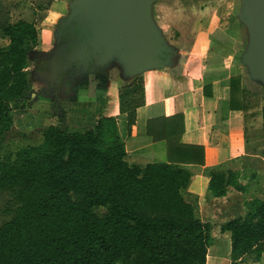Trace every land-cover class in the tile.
<instances>
[{"label":"trees","instance_id":"1","mask_svg":"<svg viewBox=\"0 0 264 264\" xmlns=\"http://www.w3.org/2000/svg\"><path fill=\"white\" fill-rule=\"evenodd\" d=\"M54 0H0V150L14 127L15 111L30 108L31 66L39 45L37 22L12 19L23 5L48 11ZM66 19H68L66 17ZM242 76L231 77V108H246ZM143 76L121 85L119 110L128 129L145 104ZM263 119H264V107ZM183 114L148 120L154 141L166 140L169 160L132 161L115 116L92 126L42 128L41 141L0 156V192L17 206L0 226V264H207L213 225L203 221L184 192L204 164V148L181 142ZM25 137L24 132H21ZM184 148L185 157L175 156ZM209 192L244 189L236 171L207 168ZM219 225L229 234L234 263L257 262L264 253V199Z\"/></svg>","mask_w":264,"mask_h":264},{"label":"crops","instance_id":"2","mask_svg":"<svg viewBox=\"0 0 264 264\" xmlns=\"http://www.w3.org/2000/svg\"><path fill=\"white\" fill-rule=\"evenodd\" d=\"M60 1L55 0L48 10L49 13L55 11L59 14L57 20L49 26H42L45 21L41 24L39 45L33 53L38 67L32 74L30 109L19 114V117L29 116L34 121L35 118H46V113L54 107L53 102H57L61 108L55 114L65 124L92 126L103 114L115 116L130 159L145 163L169 160L166 140H153L148 134V120L183 114L185 129L181 142L204 148V164L188 166L195 175L184 192L185 197L197 205L200 218L213 226L216 222L219 226L236 217L233 214L243 207L231 196L230 190L223 197L211 195L210 177L205 170L221 165L224 169L236 171L241 160L251 155L250 144L258 140L254 139L257 132L249 118L247 101L246 108L242 110L231 108V77L241 75L244 86L247 77L243 69L246 46L240 40L237 20L227 27L220 26L215 20L201 25L194 35L191 51L187 56H182L177 67L147 68L128 77L122 72L123 69L119 70V74H110V65L97 66L91 73L82 74L78 82H70L76 75H64L61 90L54 92L47 88L56 80L59 72L69 67L68 58L60 46L63 33L59 25L65 20L63 17L69 16L74 0L70 5L66 3L69 12ZM212 39L219 44L231 45L234 53L209 56ZM140 75L144 79L146 102L138 108L136 123L129 131L127 115L119 110V89ZM248 75L254 82L262 83L252 74ZM262 109L260 120L262 118L264 136ZM50 117L53 121V115L50 114ZM28 123L22 122V128ZM175 156L185 157L184 148ZM224 216L228 217L221 220ZM213 235L215 239L208 251L207 264H264V253L260 261L234 263L229 234Z\"/></svg>","mask_w":264,"mask_h":264},{"label":"rangeland","instance_id":"3","mask_svg":"<svg viewBox=\"0 0 264 264\" xmlns=\"http://www.w3.org/2000/svg\"><path fill=\"white\" fill-rule=\"evenodd\" d=\"M71 1L72 0L60 1L61 4H65L64 7L67 12H69V10L66 3L70 5ZM34 7L35 6L31 7V5L20 6L13 11L12 19L15 21L17 19L24 18L29 21H35L37 22L38 30L41 31V24L44 21L45 23H43L42 26H44V24L49 26L53 23V21H56L59 16V14L55 11L49 13L48 11L40 10L38 12V17L36 18L34 17L33 13ZM247 8L248 0H154L151 4V16L154 25L159 28L160 31L158 30V32L162 37L160 48L164 49L165 51L164 56L160 58L161 61L159 60L160 66H179L181 60L183 59L182 56H187L189 51H191L194 35L198 32L200 26H204L206 23L210 24V22L213 20H215L216 23H219V25L222 27H227L232 23V21L237 20V26L239 27L240 31V40L242 43H244V47L246 46L244 52L246 55L251 46V31L245 18ZM63 18L65 19L66 17ZM81 27V24L78 25V32L83 30ZM62 36V39H64V35ZM83 36V39L86 40V36L83 35L82 32V37ZM6 43V40L0 38V45ZM210 43L211 49L209 56H215V54H227L228 56L230 53H234L231 45L227 43L219 44L213 39ZM58 44L55 45L56 48H58ZM89 47L93 49L91 54H98L96 51H94L93 46L89 44ZM118 49L115 51V53H118V56L109 55L105 56V58L102 56H90L93 60L90 65L94 64L96 67L98 66V68H102L103 66L108 67V65H110L111 70L109 73L113 74L118 72L119 74V70L123 69L125 63L128 69H137L136 72H141L137 67L134 68L133 64L129 62L127 56H119ZM76 52H80V54L76 55L80 66L78 69L79 71L77 72L90 69L91 66L84 60V58H86L84 56L86 50L83 49L82 51ZM244 54L243 62L245 67H243V69L245 71V75L247 76L245 79V89L247 91V103L250 110L248 114H250V121L254 123L253 126L257 132L254 139L258 140L250 144L251 155L244 158L243 161L241 160L240 165H237L238 169L236 170V173L238 175V182L244 186V189H238L233 186L229 187L231 196L243 207L241 210L238 209L233 214L235 216L247 211L246 202L248 200L254 198L264 199V136L262 131V118L260 120L261 109L264 107V83L262 84L254 82L250 79L248 74H251L252 70L248 64H246ZM127 63H130V65ZM36 67V64L31 66V74ZM79 78L80 74L76 75L74 80L70 82H78ZM53 106L54 107L46 113V118H35L36 121H34V119L32 120L29 116H23L22 118L19 117V114L28 111L30 108L22 111H15L14 127L11 132L7 133L2 143L0 156L4 159L9 155H14L19 149L23 147L31 144H38L41 141L42 136L40 130L46 126L54 124L62 126L67 125L72 129L86 127V125L82 124L62 123L60 117H58V115L56 116L55 114L58 113V109L61 108L58 106L57 102H53ZM50 114L53 115L55 121H52ZM63 118L65 119V117ZM32 121L34 123H32ZM22 122L29 123L26 125V127L22 128ZM21 132H24L27 136L24 137ZM16 204L17 196L14 193L11 191L0 192V226L11 217L9 211L15 209L17 206ZM227 217L228 216H224L221 220H225ZM218 224V222L214 224L212 234H220ZM118 264L124 263L119 262Z\"/></svg>","mask_w":264,"mask_h":264},{"label":"water","instance_id":"4","mask_svg":"<svg viewBox=\"0 0 264 264\" xmlns=\"http://www.w3.org/2000/svg\"><path fill=\"white\" fill-rule=\"evenodd\" d=\"M153 1L74 0L67 19L73 38L65 46L70 65L74 67L75 58L70 56L69 45L76 35L74 22H77L99 56H118L115 51L119 48V56H127L141 72L147 68H160V58L165 51L160 48L162 37L151 16ZM245 18L251 31V46L244 56L245 62L252 70L251 74L264 83V0H248ZM136 71L128 69L124 63L122 72L125 76L141 73ZM68 72L71 71L60 72L58 78Z\"/></svg>","mask_w":264,"mask_h":264},{"label":"flooded vegetation","instance_id":"5","mask_svg":"<svg viewBox=\"0 0 264 264\" xmlns=\"http://www.w3.org/2000/svg\"><path fill=\"white\" fill-rule=\"evenodd\" d=\"M68 18V16H67ZM76 28H75V32H76V35L74 37V40L72 41V43L69 45V50H70V56L74 57L75 58V61H74V67H72L70 65V62L71 60L69 59V54L68 52L66 51V42H68L69 40H71L73 38V35H72V28L71 26L67 23V19L65 18V20H63V23H61V25H59V28L61 29V32L63 33L64 35V39L61 40L60 42V46H61V49L64 53V56H67L68 58V61H69V69L65 70V71H71V72H68L67 74H65L66 76L67 75H79L80 74V77L82 76V74L84 73H91L95 68L96 66L93 64V65H90L91 62H93L92 58L90 56H99L98 54H91V51H93V49L91 47H89V44L87 43V40L83 39L84 36L82 37V31H79L78 32V25L80 24H77L76 22H74ZM86 50L84 56L86 58H84L85 62L87 64H89L91 66L90 69H86L84 71H81V72H77L79 71V60L77 59L76 55L77 54H80V52H76V51H82V50ZM88 51V52H87ZM38 67V66H37ZM36 67V68H37ZM34 72H35V68L33 70V75H34ZM63 72V71H61ZM60 73V72H59ZM58 73V75H59ZM58 75L56 77V80L47 88L49 90H52L54 92H57L59 90H61V84H62V77L59 79L58 78ZM59 80V82H58Z\"/></svg>","mask_w":264,"mask_h":264}]
</instances>
